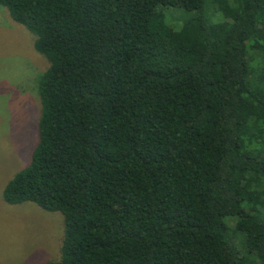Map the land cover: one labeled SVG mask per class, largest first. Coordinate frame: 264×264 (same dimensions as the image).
Listing matches in <instances>:
<instances>
[{"label": "trees", "instance_id": "1", "mask_svg": "<svg viewBox=\"0 0 264 264\" xmlns=\"http://www.w3.org/2000/svg\"><path fill=\"white\" fill-rule=\"evenodd\" d=\"M0 6L48 62L2 191L62 214L45 264H264V0Z\"/></svg>", "mask_w": 264, "mask_h": 264}, {"label": "rangeland", "instance_id": "2", "mask_svg": "<svg viewBox=\"0 0 264 264\" xmlns=\"http://www.w3.org/2000/svg\"><path fill=\"white\" fill-rule=\"evenodd\" d=\"M191 16L180 7L165 9L177 29ZM33 35L0 6V264H45L60 259L64 221L34 203L9 205L2 191L29 163L37 142L40 100L37 75L47 60L33 47Z\"/></svg>", "mask_w": 264, "mask_h": 264}]
</instances>
